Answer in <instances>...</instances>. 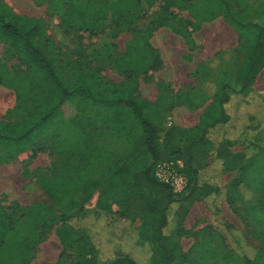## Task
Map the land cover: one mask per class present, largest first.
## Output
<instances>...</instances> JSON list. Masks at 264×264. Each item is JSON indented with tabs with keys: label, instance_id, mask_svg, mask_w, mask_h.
<instances>
[{
	"label": "rangeland",
	"instance_id": "obj_1",
	"mask_svg": "<svg viewBox=\"0 0 264 264\" xmlns=\"http://www.w3.org/2000/svg\"><path fill=\"white\" fill-rule=\"evenodd\" d=\"M230 1L237 14V0ZM0 2L7 4L19 15L44 20L42 42L51 53L56 67L66 78L76 83L89 74L95 77L98 89L104 90L126 88L129 78L133 76L137 78L134 86L136 94L152 100L159 96L156 83L158 79H170L176 84L185 82L180 76L182 63L175 60L177 54L174 55V41L178 52L188 51L187 44L191 35L218 12V3L209 0H156L152 4L148 0H142L138 9L136 5L129 9L131 13L126 23L89 32L80 30L78 22L74 23L72 29L69 27L67 7L62 2ZM138 10L142 12L136 13ZM142 15L144 21L140 19ZM166 16L173 20L183 19L182 26L173 32L183 35L187 44L166 30L159 31L163 17ZM134 28L137 30H131ZM133 37L137 41H133ZM128 48H136L141 54L144 53L146 62L136 65ZM161 50L170 66L165 72L159 73L157 69L161 63ZM135 56L138 57L137 53ZM203 56L204 53H198L199 58ZM153 57H158V61L153 60ZM0 64L8 75L6 89L0 88V116L5 110V121L19 120L45 104L48 92L27 63L5 43H0ZM160 108L161 112L157 116L162 118L163 126L158 138L160 147L167 151L169 146L177 144V140L180 145H184L191 139L190 132L187 131L196 123L197 115L186 110L174 114L172 109L162 105ZM64 113L49 128V132L37 141L34 148L0 166V210L5 226L0 232V264H64L85 259L96 263L109 258L108 255L118 249V243L133 253L138 263L151 264V252L146 250L148 248L135 245L141 233L148 232L151 236L155 234V226L146 227L144 224L152 220L150 217L131 220L123 218L117 212L119 206L116 204L125 197L124 186L132 184L133 175L153 164L150 156L140 155L131 144L142 134V130L125 113H107L86 107L80 99L68 101ZM175 121L186 127V131L180 128L182 132L179 131L174 139L169 140L167 132L172 129ZM58 152L67 155L69 163L62 173L73 179L71 182L75 188L66 192L65 196L61 193V203L56 208L53 219L37 224L30 232L21 231L18 233L19 237L12 240L8 236L9 223L15 221V228L20 229L25 224V216L33 213L32 203L47 200L45 191L37 184L38 180L44 178L46 186L50 188L57 186L53 162ZM3 153H6V149L0 147V155ZM255 164L252 176L261 172L264 178V156L258 157ZM123 166L125 169L120 170ZM231 168L235 170L236 161ZM88 171L91 173L86 175ZM223 175L224 184H227L230 176ZM78 176H85L80 183L74 180ZM116 178L123 179V182L114 183ZM110 181L112 184L109 186ZM238 181L234 177L226 185V196L223 195L224 216L235 227L238 224L241 226V235L244 236L248 249L245 254L257 259L258 264H264V201L258 203V198L246 193L248 188H242ZM93 182L99 183L101 187L84 194L83 188ZM256 193L257 196H264V188ZM98 197L103 198L101 204L112 207L113 211L108 208L101 210L98 206L101 200ZM181 206L187 209L182 222L185 232L179 237L181 250L173 264H247L240 252H236L231 242H228L222 230L214 227L213 212L205 200L185 202ZM175 225L172 217L171 230ZM62 228L71 230V240L80 238L82 247L64 244L58 234ZM248 242L254 247L249 246Z\"/></svg>",
	"mask_w": 264,
	"mask_h": 264
},
{
	"label": "trees",
	"instance_id": "obj_2",
	"mask_svg": "<svg viewBox=\"0 0 264 264\" xmlns=\"http://www.w3.org/2000/svg\"><path fill=\"white\" fill-rule=\"evenodd\" d=\"M52 1L62 2L67 7L66 15L70 18L69 27L71 29L74 23L78 22L80 30L89 32H97L101 27L119 26L126 23V19L131 13L129 9L133 5H136V9H138L142 3V0ZM155 1L148 0V3L152 4ZM209 1L218 3V12L225 14L230 24L239 32L241 38L245 37L250 41L249 53L245 64L237 75H224L223 77L220 72L221 75L218 76L220 97L217 106L219 113L217 120L204 127L200 135L191 138L184 145H180L179 140H177V144L169 146L167 151L163 150L158 142L163 127L162 118L157 117L158 113L161 112L160 103H152L136 94L137 89L134 90L137 82L136 77L129 78L126 88L116 87L104 90L98 89L95 77L89 74L84 75L76 83L71 81L58 70L51 53L42 42L45 33L44 20L19 15L7 4L0 2V43L10 45L14 49L20 59L27 63L44 90L48 92V95L45 96V104L39 106L35 112L24 115L14 122L0 120V147L6 149V153L0 155V164L13 161L19 154L34 148L37 141L49 132V128L53 123L64 116V107L70 100L80 99L86 107L100 109L107 113L111 111L125 113L132 123L142 130V134L138 138L132 142L130 141L131 144L140 155L150 156L153 164L136 172L133 175L132 184L124 186L125 197L117 201L116 204L119 206L117 212L121 217L129 220L144 217H150L152 220L148 223L144 222V224L146 227L155 226V234L151 236L148 232L141 233L137 245H135L136 247L148 248L146 250L151 252V264H173L178 259L181 250L179 237L185 232L182 222L186 217L187 210L181 204L185 202L193 203L198 199L207 202L213 212V224L223 231L236 252H240L247 264L259 263L257 259L249 258L245 254L248 249L244 236L234 230L233 226L222 218L223 188L217 175L211 176L206 168L209 165L210 158L221 161L227 158V153L222 145L216 146L214 143L212 133L216 127L228 120L225 105L233 95L238 93L239 85L242 92H245L253 83L256 72L264 62V27L256 24L245 25L240 22L238 13L235 14L230 0ZM218 12L215 17L220 15ZM140 19L144 21V15ZM136 20H138L137 15ZM182 20V18L173 20L166 16L163 17L161 26H168L177 30L176 28L182 26ZM131 30L135 31L137 28ZM133 39V41H137L134 37ZM128 53L134 56L133 62L136 65H142L147 60L146 55L138 52L136 48L129 49ZM136 53L138 57L135 56ZM153 60L158 61V57H153ZM7 77L4 66L0 64V85L6 86ZM176 133H179L178 129H170L167 132L169 140L174 139ZM177 160L184 162V173L188 178L187 190L180 195L175 194L169 185L160 183L155 177L157 162ZM68 163L67 155L58 152L53 162L54 174L56 175L54 181L57 186L55 188L47 187L46 181L42 177L38 180L37 184L45 191L47 200L32 203L33 213L25 216L23 221L25 224H22L20 229L15 228V221L9 223L8 236L12 240L18 238V233L21 231L30 232L37 224L47 222L55 217L56 208L61 203V193L65 196L66 192L75 188L71 182L73 179L62 173ZM124 169V166L120 168V170ZM90 173L88 171L86 175ZM84 177L78 176L74 180L76 183H80ZM118 181L123 182V179L116 178L114 183ZM98 184L93 182L91 185H86L83 188V193L88 194L92 189L100 188L101 185ZM111 184L110 181L109 186ZM99 199L101 201L99 200L98 206L101 210L108 208L113 211L112 207L101 204L102 197ZM172 217L175 219L176 225L171 230ZM3 218L2 210H0V232L5 228ZM58 234L64 244L82 247L80 238H73L72 240L69 238L72 234L71 230L62 228ZM117 247V250L108 255L109 258L100 262L95 263L85 259L64 264H141L138 263L136 256L120 246V243L117 244Z\"/></svg>",
	"mask_w": 264,
	"mask_h": 264
},
{
	"label": "crops",
	"instance_id": "obj_3",
	"mask_svg": "<svg viewBox=\"0 0 264 264\" xmlns=\"http://www.w3.org/2000/svg\"><path fill=\"white\" fill-rule=\"evenodd\" d=\"M237 2L238 20L240 22L245 25L256 24L264 27V0H237ZM206 28L210 30L208 31ZM162 30L170 32L176 39H183L187 44L183 35L174 33L177 30L168 26H161L159 31ZM187 45L188 51L180 50L178 52L176 50L177 43L174 41V55L177 54L175 60L182 63L181 67L183 68L180 69V76L185 79V82H177L176 84L170 79H158L156 82L159 90L158 98L152 100L146 96L143 97L154 103L159 102L160 106L162 105L167 109H172L174 114L181 110L196 114V123L190 126L189 131H187L190 132L191 138H194L201 134L204 127L219 117L217 109L220 97L218 76L222 74L224 77V75L231 76L239 73L247 59L250 41L245 37L241 38L239 32L230 24L223 13L203 22L199 31L197 30L191 35ZM199 52L204 53L202 58L198 57ZM160 62L161 68L157 69L159 73L169 69L170 63L162 50ZM0 88L6 89L4 85H0ZM237 92L225 105L228 120L216 127L212 133L214 143L216 146L222 145L227 153V158L223 161L210 158L206 171L211 173V176L217 175L218 181L221 179L220 185L223 188L224 197L229 181L235 177L239 180L242 188H248L246 193L255 195L258 198L256 201L262 203L264 196H257L256 192L264 188L263 174L258 172V175L252 176V171L256 168L255 162L258 157L264 156V62L256 72L251 86L242 92L239 85ZM1 101L4 107V98ZM5 114L4 110L0 120ZM171 128L186 131V127L177 121L173 122ZM235 161L236 168L232 170L231 166L235 165ZM5 164H0V166ZM223 174L230 176L227 184H224ZM223 200L224 198L221 200V207L224 204ZM222 213L224 216V207ZM223 219L230 223L234 230L239 233L242 232L239 224L235 227L225 216ZM214 227L216 226L214 225ZM221 232L223 233V231ZM223 235L226 237L224 233ZM248 245L254 247L249 242Z\"/></svg>",
	"mask_w": 264,
	"mask_h": 264
},
{
	"label": "built area",
	"instance_id": "obj_4",
	"mask_svg": "<svg viewBox=\"0 0 264 264\" xmlns=\"http://www.w3.org/2000/svg\"><path fill=\"white\" fill-rule=\"evenodd\" d=\"M155 177L160 183L169 185L177 195L187 190L188 178L184 173V162L181 160L157 162Z\"/></svg>",
	"mask_w": 264,
	"mask_h": 264
}]
</instances>
